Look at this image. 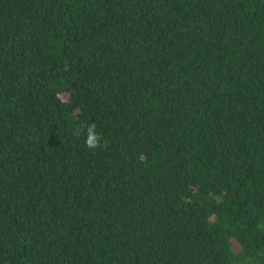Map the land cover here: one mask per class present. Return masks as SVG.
<instances>
[{"label":"trees","instance_id":"trees-1","mask_svg":"<svg viewBox=\"0 0 264 264\" xmlns=\"http://www.w3.org/2000/svg\"><path fill=\"white\" fill-rule=\"evenodd\" d=\"M0 264H264V0H0Z\"/></svg>","mask_w":264,"mask_h":264},{"label":"clouds","instance_id":"clouds-1","mask_svg":"<svg viewBox=\"0 0 264 264\" xmlns=\"http://www.w3.org/2000/svg\"><path fill=\"white\" fill-rule=\"evenodd\" d=\"M85 146L89 150H95L101 146V136L96 132L95 123H92L87 127Z\"/></svg>","mask_w":264,"mask_h":264}]
</instances>
